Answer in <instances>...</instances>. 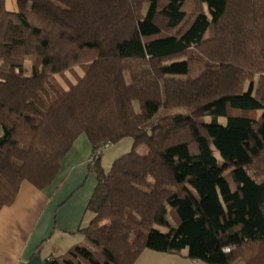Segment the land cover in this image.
<instances>
[{
    "label": "trees",
    "instance_id": "1",
    "mask_svg": "<svg viewBox=\"0 0 264 264\" xmlns=\"http://www.w3.org/2000/svg\"><path fill=\"white\" fill-rule=\"evenodd\" d=\"M17 1L0 0V210L80 135L134 141L109 171L92 158L87 242L48 264H264V0Z\"/></svg>",
    "mask_w": 264,
    "mask_h": 264
},
{
    "label": "crops",
    "instance_id": "2",
    "mask_svg": "<svg viewBox=\"0 0 264 264\" xmlns=\"http://www.w3.org/2000/svg\"><path fill=\"white\" fill-rule=\"evenodd\" d=\"M11 11H18L17 0H6ZM85 140L86 150L72 153ZM93 146L84 134L75 141L62 160L52 184L40 189L26 180L16 199L0 210V264H45L66 254L86 238L78 230L92 220L88 202L97 177L89 173ZM135 264H209L184 254L146 249ZM243 264V263H239Z\"/></svg>",
    "mask_w": 264,
    "mask_h": 264
},
{
    "label": "rangeland",
    "instance_id": "3",
    "mask_svg": "<svg viewBox=\"0 0 264 264\" xmlns=\"http://www.w3.org/2000/svg\"><path fill=\"white\" fill-rule=\"evenodd\" d=\"M32 64H33L32 59H29L26 62V67L30 70L32 68ZM84 73H85L84 66L79 65V66H76L74 69L67 71L64 75H57L56 78L59 81V83L61 84V86H64V88L68 89L70 87V85L72 83H75L79 77L84 75ZM86 137L90 140L89 136L84 133V138H86ZM85 140L86 139H83V141L81 140L80 143L76 144L75 149L72 151L73 154H75L76 156H79V151L82 150L83 143H84V153H85V150H86ZM90 143H91V141H90ZM133 144H134L133 138L125 137V138L121 139L120 141H118L117 143L112 144L110 147L102 150V153L101 154L99 153L100 155H98V156H97L98 150L96 152L93 151L92 157L98 158L99 156H101L102 166L105 168L106 171H109L111 169L114 161L118 157H120L123 154H126L132 150ZM146 150L147 149L145 147L141 148L142 152H144ZM94 154H95V156H94ZM91 161H92V158L90 159V162ZM170 220L174 224L177 223V221L174 219L172 212L170 215Z\"/></svg>",
    "mask_w": 264,
    "mask_h": 264
},
{
    "label": "built area",
    "instance_id": "4",
    "mask_svg": "<svg viewBox=\"0 0 264 264\" xmlns=\"http://www.w3.org/2000/svg\"><path fill=\"white\" fill-rule=\"evenodd\" d=\"M110 146H111V144L108 143V144L103 145L101 148H99L98 151H97V156L100 155V154L102 153V150H104L105 148H108V147H110ZM99 153H100V154H99ZM94 156H95V154H94ZM92 158H94V157H92ZM224 251H225V252H230V251H231V247H226V248L224 249ZM50 261H52V259H51V258H48V260L46 261L45 264H48V262H50Z\"/></svg>",
    "mask_w": 264,
    "mask_h": 264
}]
</instances>
